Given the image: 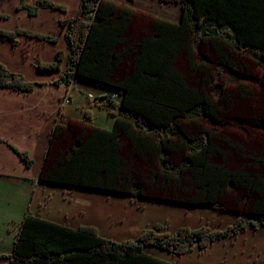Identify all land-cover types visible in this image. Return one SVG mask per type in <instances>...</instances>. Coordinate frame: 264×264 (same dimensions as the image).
I'll use <instances>...</instances> for the list:
<instances>
[{"label": "trees", "instance_id": "trees-1", "mask_svg": "<svg viewBox=\"0 0 264 264\" xmlns=\"http://www.w3.org/2000/svg\"><path fill=\"white\" fill-rule=\"evenodd\" d=\"M161 1L181 5L180 21L156 18L153 32L140 39L131 40L127 35L136 11L113 0H81V15L59 20L69 53L65 56L61 51L54 61L39 63L37 68L59 71V77L51 83L54 86L65 84L69 89L76 79H89L115 89L122 98L119 110L113 113V129L57 118L38 180L229 210L239 217L225 230L182 226L170 233L161 232V225L156 224L144 229L136 239L115 241L101 236L92 225L72 228L28 213L19 225L14 251L0 259H9V264H175L155 258L145 249L151 247L178 256L195 247L203 252L215 241L264 226V160L254 159L234 170L224 162L228 152L222 153L209 134L202 132L196 138L184 135L178 124L181 119H204L210 124H217L219 119L206 92L187 83L175 67V60L184 53L192 68L207 72L212 61L205 56L195 63L194 50L206 39H216L220 50L245 52L264 68V0ZM17 7L26 9L31 16L40 8L66 10V6L52 0H37L35 4L21 0ZM0 18L7 15L0 12ZM18 35L56 41L53 36L20 27L13 31L0 29V36L8 39L15 40ZM122 68H127L124 75L117 76ZM233 73L242 78L235 69ZM42 85L0 62L1 87L32 92ZM109 96L108 100L113 101ZM178 138L185 143L187 157L172 167L166 151L172 148L170 141ZM148 151L158 153L162 174L143 175L139 162L133 160ZM20 156L28 165L32 163L27 153ZM160 176L165 180L160 181ZM149 186L161 194L147 193ZM240 190L244 198L235 202L246 206L233 208L226 198Z\"/></svg>", "mask_w": 264, "mask_h": 264}, {"label": "crops", "instance_id": "crops-1", "mask_svg": "<svg viewBox=\"0 0 264 264\" xmlns=\"http://www.w3.org/2000/svg\"><path fill=\"white\" fill-rule=\"evenodd\" d=\"M20 1L16 0L17 5ZM36 1L25 0L27 4H35ZM52 1L66 6V10L40 8L36 15L31 16L26 9L17 8L15 15L0 18V29L13 31L20 27L56 39L53 42L18 35L12 40L0 36V62L5 63L10 71L21 73L29 81L43 83L32 92L0 86V258L14 251L19 225L28 213L72 228L92 225L101 236L115 241L136 239L144 229L158 221L165 222L153 208L156 207L152 205L154 200H148V204L156 216L153 209L145 207L147 202L143 203V198L135 205L131 203V196L119 194L110 197L103 195L106 192L97 194L100 191L92 189L73 188L68 194L61 186L49 185V188L38 180L57 118L61 122L82 120L99 128L113 129L116 123L113 113L119 110L118 104L122 98L120 95L118 100L109 101L108 96L116 90L105 85L98 86L89 79L78 78L69 89L65 84L54 86L51 83L59 77V71H41L37 68L39 63L54 61L61 51L65 56L69 53L64 38L65 30L61 29L58 22L63 17L73 18L82 14L81 0ZM113 1L132 7L136 11L132 13L135 19L141 16V20L151 24L155 23L156 18L177 23L180 21L181 5L178 3L168 4L161 0ZM7 5L0 4V12L6 13ZM139 26L135 28L146 31L142 25ZM82 90L86 93L83 94ZM93 94L99 97H96L99 99L98 104H94L96 99H89ZM65 96L70 98V103L63 102ZM85 111L89 112L87 116L91 120L84 118ZM100 113L103 115L98 118L97 114ZM20 153H27L33 159L32 163L28 165ZM72 193L73 201L67 197V194L69 196ZM51 201L54 202L51 204ZM118 203L127 206L119 210L125 213L123 215H126V219L112 217L113 205ZM44 204L46 206L42 208ZM139 204H143L141 208ZM80 209H85L88 218L77 217ZM185 224L191 228L200 225L192 223L190 219L179 220V226ZM240 232L239 236L215 241L203 252L195 251V247L193 252L183 254L185 256L179 264H264V226L256 231L250 228ZM145 252L158 259L173 261L163 250L148 247ZM9 262L7 258L0 259V264Z\"/></svg>", "mask_w": 264, "mask_h": 264}, {"label": "rangeland", "instance_id": "rangeland-1", "mask_svg": "<svg viewBox=\"0 0 264 264\" xmlns=\"http://www.w3.org/2000/svg\"><path fill=\"white\" fill-rule=\"evenodd\" d=\"M0 2V4H8L6 8L7 12H3L4 14L8 16L9 14H16V9L18 8L16 7V0H0ZM77 16L78 15H76L75 17ZM140 18L142 17L138 16L135 19L133 15L131 16L132 20H130V23L128 24V39H140L139 37H147L151 34L152 25L154 24L149 23V21L147 20H141ZM139 25H142L147 32H142L139 28H135L136 26L140 27ZM218 44L219 41H217L216 39H206L199 48L194 50L195 63H199L200 61H202V58H204L205 56H207V58L212 61L208 66L207 72L203 73L192 68L190 62L187 60V56L184 53L177 57V59L175 60V67L183 75L187 83L191 84V86L193 87H196V89L198 90L206 92L208 98L212 103L211 105L213 108V112L214 114H216L219 120H217V124H210L204 119L184 118L181 119L178 124L180 129L185 133L184 135L189 138H196L202 132L209 134L208 136L211 138L213 144L218 147L222 153L228 152V156L226 157L225 155L226 160H224V162L227 167L235 170V168L246 166L248 161H250L249 163L251 164L254 159L255 161L257 159L264 160V68L256 61H254L253 57H251L249 54L245 52H231L228 49L220 50ZM126 69L127 68H122L117 73V76L124 75ZM233 69L241 73L240 75H242V78L234 77ZM98 86H100V84H98ZM76 91L78 92V90ZM85 93L86 92H83V94ZM96 97L98 96L93 94V98H90L89 96V99H96ZM98 98L94 101V104L99 103L97 101L99 100ZM106 102L107 101H105L104 103ZM84 114V118L91 120L90 117L86 115V111ZM102 115L103 114L101 113L97 114V117L100 118ZM78 130H80V128ZM144 139L148 141L151 140L149 138ZM67 141H69V137L66 138V146L68 145ZM170 142L172 148L166 151V155L172 167H175L180 165L187 157V149L183 147L185 143H183V140L179 138L172 139ZM236 145L238 146L235 147ZM125 156L127 158L129 157L127 154ZM132 157L133 156H131V158ZM133 160L139 162V168L142 171L143 175H152L151 173L162 174L161 167L159 166L160 163L158 153L148 151L144 154L141 153L137 158ZM218 161L220 162L219 159ZM185 174L189 178L191 177L188 172H186ZM160 179V181L165 180V178L162 179V176H160ZM186 183L187 185H189L188 180ZM42 184H44L45 186H61L64 190L69 192L68 194H70V192L73 190V188L64 187L62 185L49 183ZM147 189L148 190L146 192L149 194L156 196L161 194H159V192L154 193L152 189L156 188L153 186H149ZM243 193L244 191L242 190L238 191V193L235 195L233 192L229 193L226 199L228 203L233 206V208L238 207L237 209H243L246 205H243L240 202H235V199L241 201L242 198H244ZM68 194V199L72 200L73 193L69 196ZM97 194H101V192ZM103 195L114 197L119 194L106 192L103 193ZM129 198L131 200V203L135 205H138V203H136L137 201L142 200L143 203L147 202L145 204L146 208L156 209L159 218L165 221H158L157 223L158 225H161V232L174 233L182 226L190 227L189 224L179 226V220L182 219H185L186 221L190 219L192 223L200 224L199 227H209L211 229L225 230L230 225H233L239 217L238 214L233 213V211L229 210H217L205 208L199 205L174 203L171 201H161L152 198ZM179 198L185 199L186 197L181 196ZM49 200H47V202ZM148 200H154L152 205L158 208H151V206L148 204ZM52 202L54 201H51V204ZM118 202L121 203V201ZM69 203L72 202L70 201ZM119 203L113 205L112 217H116L121 220L124 218L126 219V215H123L125 213L122 214L119 212V210H124L127 208V206H120ZM142 205L139 204V207L141 208ZM41 206L42 208H45L46 204ZM152 212L156 216V212L154 211V209L152 210ZM242 216H247L248 219L252 218L248 215ZM77 217L79 219L88 218V213L85 211V209H80V213ZM173 227L175 228L173 229ZM239 233L231 236H239ZM195 251L200 250L196 247ZM164 253L170 255L173 260L171 263L177 261L175 262V264H179L181 258L185 256L174 255L166 251Z\"/></svg>", "mask_w": 264, "mask_h": 264}, {"label": "built area", "instance_id": "built-area-1", "mask_svg": "<svg viewBox=\"0 0 264 264\" xmlns=\"http://www.w3.org/2000/svg\"><path fill=\"white\" fill-rule=\"evenodd\" d=\"M119 97H120V94L118 92H116V91L115 92H112L110 94V96H109V98L111 100H113V101L118 100ZM90 98H93V96L90 95ZM63 102L66 103V104L70 103V98L69 97L68 98L66 97L65 99H63Z\"/></svg>", "mask_w": 264, "mask_h": 264}]
</instances>
